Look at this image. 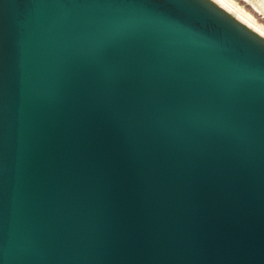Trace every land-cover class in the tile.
<instances>
[{
	"label": "water",
	"instance_id": "water-1",
	"mask_svg": "<svg viewBox=\"0 0 264 264\" xmlns=\"http://www.w3.org/2000/svg\"><path fill=\"white\" fill-rule=\"evenodd\" d=\"M261 33L209 0H0V264H264Z\"/></svg>",
	"mask_w": 264,
	"mask_h": 264
},
{
	"label": "rangeland",
	"instance_id": "rangeland-1",
	"mask_svg": "<svg viewBox=\"0 0 264 264\" xmlns=\"http://www.w3.org/2000/svg\"><path fill=\"white\" fill-rule=\"evenodd\" d=\"M264 28V0H228Z\"/></svg>",
	"mask_w": 264,
	"mask_h": 264
},
{
	"label": "bare ground",
	"instance_id": "bare-ground-1",
	"mask_svg": "<svg viewBox=\"0 0 264 264\" xmlns=\"http://www.w3.org/2000/svg\"><path fill=\"white\" fill-rule=\"evenodd\" d=\"M224 3L228 4V9L232 11L236 16L240 17L244 21L248 22L250 25L258 29L259 31L264 33V28L255 23L245 12L241 11L240 9L236 8V6L228 0H223Z\"/></svg>",
	"mask_w": 264,
	"mask_h": 264
},
{
	"label": "snow or ice",
	"instance_id": "snow-or-ice-1",
	"mask_svg": "<svg viewBox=\"0 0 264 264\" xmlns=\"http://www.w3.org/2000/svg\"><path fill=\"white\" fill-rule=\"evenodd\" d=\"M209 3L211 5L219 4L220 8H228L229 7V5L224 3L223 0H209ZM214 11H215V9H214ZM261 35L264 36V33H261Z\"/></svg>",
	"mask_w": 264,
	"mask_h": 264
}]
</instances>
